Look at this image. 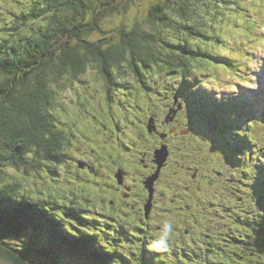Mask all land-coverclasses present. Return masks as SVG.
<instances>
[{
	"label": "rangeland",
	"instance_id": "rangeland-1",
	"mask_svg": "<svg viewBox=\"0 0 264 264\" xmlns=\"http://www.w3.org/2000/svg\"><path fill=\"white\" fill-rule=\"evenodd\" d=\"M151 2L152 0H137L136 2L133 0L127 12L113 17L106 26L114 30H121L123 27L131 28L136 21L144 20ZM244 14L247 15V13ZM244 14L240 15L241 23L248 20L241 18ZM261 14L263 19L257 24V30L260 31L257 35L258 39L255 40L256 43L254 45L251 41L244 43L246 45L250 44L246 54H248L247 57L251 58V61L248 58L244 65L248 71L237 69L238 74H236L224 70L223 76L219 73H208L211 70L206 71V68L211 65L214 66V69H220L215 67V62L218 59L219 61H229L224 57V41L216 43L214 41L216 37L211 36L209 38L211 41L207 42L205 41L206 38L202 40L196 37V41L189 40L191 50H185L188 52H194V50L198 52L204 48L208 50L207 55L214 59L210 64L205 60L206 56L205 59L197 58L199 61L205 60L207 66L209 64L208 67L201 68L205 70L204 72L199 71L197 69L199 66H194L193 63L190 71L186 72V80L180 75L173 77L172 74L167 75L164 72H157L151 76L149 73H145L144 83H140L133 74L128 73L127 77L124 78L123 73H121L119 78L125 84L123 88L124 99L122 94H119V92L117 94V89L112 91L115 98L113 96L109 98L107 92L108 80L97 68H90L89 72L81 77L67 74L63 79L60 78L56 81L57 84H54L57 90V109L60 108L58 113L60 126L62 125L64 128L70 126L71 130H66L67 134L71 139H75L74 143L78 147V151L75 148L77 153L72 158L82 162V164L75 166L68 163L67 168L64 170H62L63 167H57L53 170L52 167H45V165L31 169L25 168L27 177L22 176L24 170L20 166L6 164L2 166L5 174L2 185H11L16 181H20L22 184L20 194L26 192L25 194L30 195L32 200L46 207L51 206L63 211L65 220H73L72 231L80 229L85 232L89 228L101 232L100 239L108 247H118L122 250L117 255L120 264H134L139 261L148 264L150 262L154 264H199V259L200 264H264V232H260L261 229L251 227L253 226L251 220L255 223L252 217L262 209L264 210V199L261 198V201H259L252 193L246 192V195L252 194L250 199L252 208L249 209V202L243 197L245 193L239 191L238 184L232 183L235 175L232 173L228 175L225 168H223L224 173L216 174L212 170L209 171L207 164H211V160L208 163L204 161L205 159H212L214 166L217 167L221 165L219 162L223 160V157L230 156L226 154H230L231 151L236 155H243L244 150L238 147L234 148L233 141L228 138V134L220 133L222 129L226 131L227 127H231V125L222 120L219 122V126H215L216 130H212V121L209 122V119L212 112L217 108H224L225 101L227 102L230 99H234L242 105L241 114L246 113L248 102L243 99L244 95L251 92L257 93L255 92L256 88H249V86H257L259 85L258 81H264V79H261L263 73L260 72L261 67L264 66V6ZM152 26L149 29L158 32L161 30L165 33L170 30L164 23L160 22L153 23ZM211 30L214 33L220 32L222 29L213 27ZM223 30H226V28ZM227 30H231L232 33L234 26L227 27ZM205 32L206 29L204 28ZM239 36L247 38L240 33ZM100 37H102L100 33H95L92 39H99ZM183 38L186 37L183 36ZM173 48L176 50V47ZM186 59H190L189 56H186ZM243 77L247 79H243ZM158 78L163 80H157ZM140 85L148 93L143 90L142 93L145 96L137 101L136 97L140 93L135 89ZM184 87L188 88L189 91L185 93L186 89ZM179 89H182V92H179ZM108 98L111 100V104L107 100ZM126 99L129 110L126 109L124 104ZM220 99H222V102L219 101ZM151 104L154 107L149 109L148 106ZM145 111L151 112L152 115L146 114ZM229 111L230 115L234 113V109H229ZM129 112L134 114V128L128 127V121L132 117ZM136 114L140 115L139 122L151 123L153 133L164 128L167 131L176 123L180 127L177 130L180 133V138L176 139L174 142L176 145L170 148L171 154L173 153V158L170 161L171 166L163 174L159 184L154 185V190L152 189L150 192L149 204L153 203L151 209L143 203L139 206L135 196L134 184L136 181L134 183L130 181L133 177L140 181L151 173V171L144 172L141 170L140 163L142 164V160L146 159L148 154L145 156V154L142 155L139 152L145 151L150 154L154 152L152 147L143 145L146 139L141 135L145 133L142 129H139ZM205 114L209 115L206 116ZM257 116L248 114L234 121L233 124L236 125V130L233 131V137L230 131V136L235 139L237 132L243 143H245L244 138H246L259 147L263 146L264 113L262 112L261 116ZM151 117L153 118L152 122L149 121ZM258 118H261L262 122L255 124L251 120L244 126V122L248 119L257 120ZM226 119L228 120L227 115ZM197 122L201 124L200 129L196 126ZM107 123L112 127L106 126ZM103 128H106V133L111 135L112 138H105L101 134L100 129ZM138 130L139 133H137ZM189 133H197L201 144L198 145L196 155L182 157L180 152L188 142L189 137L185 136ZM138 135L142 137L139 138L138 145L135 147L139 151L131 152L130 147L137 142ZM86 138L90 144L94 145H89L86 148ZM112 139L115 141L113 144L110 143ZM250 142H247V144H250ZM96 149L102 161H100ZM111 152L119 160L115 158L117 161H112ZM253 153L257 154L251 148L245 151L249 159L253 156ZM127 158L130 162H134V175L119 172L120 162L125 163ZM256 161L264 163V158H259ZM179 164L186 168L192 166L194 172L202 173L198 176L202 182L204 179L205 183H202L200 188H196L195 194H192V191H188L183 186L178 187L179 191L172 186L171 182L176 177V171L174 170L178 168L176 165ZM26 166H29V164ZM62 172L66 175L64 176ZM52 173H55L56 176H51ZM113 174L115 176L118 174L120 179L123 175L124 181L121 182V190L113 185L110 187L112 179H114ZM187 175L191 176V174L184 171V176ZM127 177L128 180H126ZM44 178H47V180L42 181ZM159 179L160 177L155 182ZM86 180L87 183L84 182ZM74 181L76 182L74 183ZM243 181L245 183L242 185L249 183L257 191L264 187V184H260V179L255 181V185L261 187V189L254 187L250 180ZM88 185L98 186L102 190L94 189L82 192L83 188ZM107 186L116 190V192H108V197L107 191H105L108 189ZM129 186L134 187V190L130 189ZM247 189L249 191V188ZM169 190L172 191L168 194ZM88 194L93 196H89L85 200V196ZM260 194L264 197L263 190L260 191ZM50 197L61 201H69L74 198L71 199V204L63 206V210H60L49 201ZM198 197H201L200 201L195 202ZM86 201L91 205L89 206ZM227 207H231L233 211L225 213ZM193 209L195 211H192ZM74 210H76V214ZM187 219L189 223L184 222ZM262 219L256 221V227L264 228V214ZM161 225L164 226V229H160ZM165 225L170 228L167 236L163 235L166 231ZM129 226L135 233L129 229ZM225 232L229 234V238L226 237ZM250 234L254 237H251ZM153 245L158 246L153 247ZM134 246H138L139 250H135ZM182 247L195 251L198 258L191 255L190 258L187 257L186 261L182 260L179 255ZM71 252L69 254L68 249L65 251L70 259L75 257L76 254L75 251ZM173 253L174 257H172ZM221 254H224V256H221ZM31 255L37 262L49 261L34 257L32 253ZM0 264L12 263L0 258ZM85 264L91 263L87 262Z\"/></svg>",
	"mask_w": 264,
	"mask_h": 264
},
{
	"label": "trees",
	"instance_id": "trees-1",
	"mask_svg": "<svg viewBox=\"0 0 264 264\" xmlns=\"http://www.w3.org/2000/svg\"><path fill=\"white\" fill-rule=\"evenodd\" d=\"M132 1L0 0V258L7 262L12 264H85L87 262L120 264L117 255L122 250L118 247H108L100 239L101 232L89 228L85 232L80 229L72 231L73 220H65L63 211L51 206L46 207L32 200L30 195L25 194L26 192L20 194L22 187L20 181L11 185H2L5 179L2 166L6 164L20 166L22 170L43 165L52 167L53 170L63 167L62 170H64L68 163L80 166L79 161L72 158L77 153L75 148L78 151V147L74 143L75 139H71L67 134L71 128L60 126L58 114L60 108L57 109V90L54 85L57 84L56 81L63 79L67 74L81 77L86 75L90 68H97L108 80L109 98L113 96L112 91L117 89V94L118 92L122 94L124 99L125 84L119 78L121 73L124 78L128 73L133 74L140 83H144L146 72L150 76L157 72H164L167 75L172 74L173 77L180 75L185 78L186 72L190 71L193 63L194 66H199L197 68L199 71L204 72L205 70L201 68L207 66L206 61L210 64L214 59L207 55L209 52L206 48L198 52L196 50L194 52L185 51L191 50L189 40L196 41L197 37L202 40L206 38L207 42L211 41L209 40L211 36H214L216 43L226 41L227 37L224 35L234 33L227 30V27L233 25V31L240 27L242 25L240 15L244 13H247L249 24H252L254 20L249 18L257 13L263 3L262 0H250V2L248 0H152L144 20L136 21L131 28L123 27L121 30H114L106 26L113 17L127 12ZM247 15L244 14L241 18H246ZM157 22L164 23L170 30L163 33L161 30L158 32L149 29L153 23ZM213 27L222 30L213 33L211 30ZM225 28L226 30H223ZM246 29L253 30V27L248 25ZM95 33H100L102 37L92 39ZM251 34V36L256 35ZM183 36L186 38L184 39ZM173 47H176V50ZM186 56L190 59H186ZM199 57L206 61H199L197 59ZM221 62L218 59L216 64H212L220 65ZM212 68L213 65L206 68V71L211 70L208 72L211 73ZM229 69H233V66L230 65ZM157 80L163 79L158 78ZM143 90L145 89L141 85L136 87L135 91L140 93L136 97L137 101L145 96L142 93ZM179 92H182V89H179ZM109 98L107 100L111 104ZM124 101L126 109L129 110L127 99ZM151 107L154 105L148 106L149 109ZM145 113L152 115L151 112L145 111ZM129 114H132V117L128 121V127L134 128V114L131 112ZM138 119L140 115L136 114L138 126H142L144 133L149 135L147 138L151 141L154 137L162 138L164 140L162 147L167 145L169 140H173V145H176L174 143L176 138L170 129L165 131L166 128H164L153 133L150 122L146 124L143 121L139 122ZM152 120L151 117L149 121ZM196 126L200 129L201 124L197 122ZM100 130L104 137L112 138L106 133V128ZM164 136L167 138L165 139ZM198 136L197 133L185 136L189 138L180 152L183 153V157H188L186 154L191 152L193 153L190 155L198 153V145L201 144ZM86 142L87 148L90 143ZM113 142L110 141V143ZM148 146L152 147L153 151L155 150L153 144ZM170 147H172L171 144ZM96 153L98 155L97 149ZM140 153L153 155L154 160H149L148 163L154 165V170L151 169V173L140 181L134 177L130 181L133 183L136 181L135 193H146L144 203L148 206L150 192L146 189L147 182L153 178L156 180L160 177L161 179L165 167L155 177L154 174L159 169L155 162V153L150 154L145 151ZM113 155L111 152L112 161L119 160ZM226 155L230 156L220 161L221 165L217 167L214 166L212 159L204 161L208 163L211 160L212 165H209L216 174L224 173L223 168L228 175L231 170H234L240 179H235L232 183L238 184L239 191L245 193L243 197L246 200L251 199L250 196L247 197L246 192L252 193L259 201L261 198L264 199L260 194L261 190L264 194V188L253 185L261 189L257 191L249 185L248 191L246 185H242L243 177L248 175L253 178V174L258 172L259 165L256 169H246L244 164L237 162L233 151ZM99 159L102 161L100 156ZM120 163L122 172L134 175V162L130 163L127 158L125 163ZM27 164L29 166H26ZM166 165H168L167 169L170 168L171 162H166ZM141 170L144 171L143 168ZM22 176L27 177L25 170ZM51 176H56V174L52 173ZM160 179L157 182H160ZM46 180L47 178H44L42 181ZM87 180L84 182L87 183ZM114 180L117 181L115 175ZM198 180L205 183V180L203 179L202 182L199 176ZM116 184L121 190L120 182ZM94 189L102 190L98 186L88 185L83 188L82 192ZM105 191H107V197L108 192H116L110 188ZM89 196L93 195L88 194L85 200ZM71 199L61 201L50 197L49 201L58 209L63 210V206L71 204ZM74 213H77L76 210ZM259 214L260 216H257ZM263 214L262 209L252 217L255 221L254 223L251 220V224L254 223L252 227L257 226L256 221L263 220ZM161 229H163L162 225ZM130 230L133 232L132 229ZM261 231L263 232L264 228ZM225 235L229 238L228 233L225 232ZM66 249L69 254L75 251V257L68 258V253H65ZM31 253L34 257L49 261L37 262L32 258ZM185 255L187 258L188 254ZM181 259L185 261V258ZM198 263L200 264V261ZM134 264L148 263L139 261Z\"/></svg>",
	"mask_w": 264,
	"mask_h": 264
},
{
	"label": "flooded vegetation",
	"instance_id": "flooded-vegetation-1",
	"mask_svg": "<svg viewBox=\"0 0 264 264\" xmlns=\"http://www.w3.org/2000/svg\"><path fill=\"white\" fill-rule=\"evenodd\" d=\"M164 124H165V122H164ZM180 127L178 126V123H176L174 126H172V128H170V131H171V133L173 134V136L176 138V139H178V138H180L179 137V135H180V133L177 131L178 129H179ZM144 132V131H143ZM137 133H139V130H138V132ZM184 134H186V133H184ZM191 133H189L188 135H190ZM188 135H186V136H188ZM144 137H145V142L143 143V145H145V146H148L149 144H153L154 145V148H155V150L158 148V147H160L161 146V144H163V139L162 138H155L154 137V140L153 141H151L150 140V138H147L149 135H146V134H144L143 135ZM139 138H141L140 137V135H138V138H137V142H135L134 143V145H132V147H130L131 149H133L134 151H137L136 150V146L138 145V140H139ZM164 138L166 139L167 138V136H164ZM155 141V142H154ZM152 142V143H151ZM170 144L173 146V140H169L168 142H167V145H168V147H169V150H170V155H169V158H168V161H171L172 160V158H173V153L171 154V147H170ZM154 150V151H155ZM138 152V151H137ZM154 153V152H153ZM139 154H141L140 152H139ZM148 154V153H147ZM146 156V155H145ZM144 156V157H145ZM149 160H154V158H153V155H148L147 156V158L146 159H143L142 160V164L140 163V165H141V168H143L144 169V172H148V171H151V169H153L154 170V165L153 164H150V163H148V161ZM167 161V162H168ZM165 168H164V170H163V172H162V174H164V172H165V170L167 169V167H168V165H165L164 166ZM174 167V166H173ZM176 167H178V169L179 170H177L176 171V177H175V179H176V181H177V183H178V185H177V183H176V181H175V179L171 182L172 183V186L177 190V191H179L178 190V187L179 186H183V187H185L188 191H192L193 193L192 194H195V190H196V188H200L201 186H202V183L201 182H199V180H198V172H194L193 171V168L191 167V166H189L188 168H186L185 166H183V165H176ZM184 171L185 172H187V174H191V176H189V175H187V176H182V174L184 175ZM179 178V179H178ZM161 180V179H160ZM190 181V182H189ZM157 184L159 183V182H156ZM156 183H155V186H156ZM191 184V185H190ZM122 186V185H121ZM116 188L118 189V190H120V187L119 186H116ZM130 189H132L133 190V187H129ZM147 189V188H146ZM147 191H148V189H147ZM146 193H143L142 192V194H140L139 192H136L135 193V196H136V198H137V201L139 202V206L143 203V205H145V203H144V195H145ZM201 197H198L197 199H195V202H198V201H200L199 199H200ZM137 206V205H136ZM138 206V207H139ZM143 210H144V207H143ZM173 211V210H172ZM137 212H138V210H137ZM145 214V213H144ZM184 222H186V223H189V220L187 219V220H185ZM163 228H164V226H163Z\"/></svg>",
	"mask_w": 264,
	"mask_h": 264
},
{
	"label": "bare ground",
	"instance_id": "bare-ground-1",
	"mask_svg": "<svg viewBox=\"0 0 264 264\" xmlns=\"http://www.w3.org/2000/svg\"><path fill=\"white\" fill-rule=\"evenodd\" d=\"M263 73H264V71H263ZM249 88H256L257 90L259 89V90H261L262 88H263V85L261 84V83H259V85H257V86H249ZM258 92V91H257ZM247 98H248V100L250 101V102H254V101H256L258 104L256 105V108H255V111H256V113H257V115H258V112L260 111V112H262L263 110H264V97H261V98H257L255 95H253V93H249L248 95H247ZM258 170L260 171V172H264V167H260V166H258ZM260 184H264V180H263V178H260ZM264 188V187H263ZM85 215V214H84ZM91 219V218H90ZM101 223V222H100ZM99 223V224H100Z\"/></svg>",
	"mask_w": 264,
	"mask_h": 264
},
{
	"label": "water",
	"instance_id": "water-1",
	"mask_svg": "<svg viewBox=\"0 0 264 264\" xmlns=\"http://www.w3.org/2000/svg\"><path fill=\"white\" fill-rule=\"evenodd\" d=\"M168 147L167 146H164L161 150H158L157 151V155H156V161L158 162V165H159V170L157 172V175L160 173L161 169L163 168L164 166V161L167 160L168 158V155H169V152H168ZM156 177V176H155ZM154 178L150 180V182H148V184H150V188H151V191H152V184L154 182Z\"/></svg>",
	"mask_w": 264,
	"mask_h": 264
},
{
	"label": "clouds",
	"instance_id": "clouds-1",
	"mask_svg": "<svg viewBox=\"0 0 264 264\" xmlns=\"http://www.w3.org/2000/svg\"><path fill=\"white\" fill-rule=\"evenodd\" d=\"M166 231L164 232V236L168 235V232L170 231V228L168 227V225H165ZM158 245H153V247H157Z\"/></svg>",
	"mask_w": 264,
	"mask_h": 264
}]
</instances>
